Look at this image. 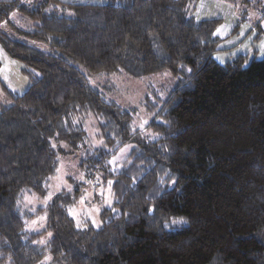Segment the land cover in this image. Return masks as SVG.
Instances as JSON below:
<instances>
[{
    "label": "trees",
    "instance_id": "1",
    "mask_svg": "<svg viewBox=\"0 0 264 264\" xmlns=\"http://www.w3.org/2000/svg\"><path fill=\"white\" fill-rule=\"evenodd\" d=\"M192 1L0 0V47L29 83L0 107V264H264V58L218 62L223 19H197ZM161 72L175 86L142 101L144 128L91 81ZM92 116L103 142L80 166L112 181L101 226L69 214L80 185L25 209L88 141ZM40 215L45 228L29 231Z\"/></svg>",
    "mask_w": 264,
    "mask_h": 264
},
{
    "label": "rangeland",
    "instance_id": "2",
    "mask_svg": "<svg viewBox=\"0 0 264 264\" xmlns=\"http://www.w3.org/2000/svg\"><path fill=\"white\" fill-rule=\"evenodd\" d=\"M70 3H94L104 4L109 0H62ZM31 3L33 0H23ZM192 14L200 20L221 18L223 21L217 28V36L221 39L216 54V60L220 63H226L239 55L247 54L249 61L254 58H264V0H193L191 5ZM15 13V12H14ZM12 13L11 18L22 29H29V23L19 14ZM4 25V24H3ZM219 57L220 59H218ZM0 107L9 105L11 99L8 90L22 94L28 88V80L22 76L17 62L11 61L0 47ZM93 85H97L108 100L115 101L122 107L137 108L136 124L144 128V121H147L142 101L145 97L165 96L167 92L174 88L175 81L168 72L149 74L142 78H134L126 73L113 77H93ZM3 85L6 89L3 88ZM8 89V90H7ZM99 120L95 116L90 117L85 122V129L88 135V141L81 144L80 148L72 154H61L60 166L57 175L52 179L48 194L45 197H39L32 193H27L24 198V208L35 211L46 207L54 197L63 190L74 192L78 185L82 188V197L77 206L71 211L76 214V222L79 224L83 219H90L94 226L100 227L102 224L100 215L105 208L112 206L114 198L112 196V181L103 179L104 172L84 171L81 163L86 158L89 149L101 146L103 140ZM134 148L129 144L121 148L111 160L113 167L120 166L129 156ZM91 170V169H90ZM40 215L34 218L28 230L40 232L45 228L46 221H37ZM41 240L45 244L49 241V235H45ZM49 261L45 259V263Z\"/></svg>",
    "mask_w": 264,
    "mask_h": 264
},
{
    "label": "snow or ice",
    "instance_id": "3",
    "mask_svg": "<svg viewBox=\"0 0 264 264\" xmlns=\"http://www.w3.org/2000/svg\"><path fill=\"white\" fill-rule=\"evenodd\" d=\"M70 15L72 14V13H69ZM262 48H264V46H262ZM218 59H220L219 57H217ZM173 183L175 182V181H172ZM150 211H154V209H150ZM69 214L72 216V218L74 219V220H76L77 218H76V214L73 212V211H69ZM39 220H44V221H46L47 220V217L46 216H44V217H40L37 221H34L33 223H39ZM79 224V222L77 221V225ZM49 235V238H51V233H49L48 234ZM39 243L40 244H44L45 243V241H43V240H41V241H39ZM46 259H48V258H46Z\"/></svg>",
    "mask_w": 264,
    "mask_h": 264
},
{
    "label": "crops",
    "instance_id": "4",
    "mask_svg": "<svg viewBox=\"0 0 264 264\" xmlns=\"http://www.w3.org/2000/svg\"><path fill=\"white\" fill-rule=\"evenodd\" d=\"M15 14V13H14Z\"/></svg>",
    "mask_w": 264,
    "mask_h": 264
}]
</instances>
